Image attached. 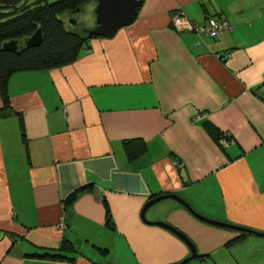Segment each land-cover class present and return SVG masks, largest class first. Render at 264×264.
I'll return each mask as SVG.
<instances>
[{
	"label": "crops",
	"instance_id": "0c3cea01",
	"mask_svg": "<svg viewBox=\"0 0 264 264\" xmlns=\"http://www.w3.org/2000/svg\"><path fill=\"white\" fill-rule=\"evenodd\" d=\"M96 3L83 6L84 31ZM176 11L230 28L200 37L172 25ZM9 94L24 135L16 115L0 116V264L180 262L189 247L141 218L166 193L264 232V0H142L132 23L91 38L73 63L14 73ZM209 127L230 137L224 146ZM131 139L146 144L134 158ZM145 218L192 241L185 264H264V237L171 198ZM45 252L73 260L32 256Z\"/></svg>",
	"mask_w": 264,
	"mask_h": 264
},
{
	"label": "trees",
	"instance_id": "16d2710c",
	"mask_svg": "<svg viewBox=\"0 0 264 264\" xmlns=\"http://www.w3.org/2000/svg\"><path fill=\"white\" fill-rule=\"evenodd\" d=\"M91 1L98 0H0V116L16 115L22 135H24L22 116L11 106L9 94L11 76L20 71H44L73 63L80 52L88 48V41L100 35L89 36L84 30L78 32L69 29L66 24L67 15L78 12ZM208 17L210 16L205 20ZM37 29L41 30L40 44L26 46L24 40ZM11 40L17 41L18 48L3 49V44ZM209 129L221 147L230 139L224 132L218 133L210 127ZM125 147L129 158H134L145 151L146 144L141 140L131 139L126 142ZM82 191L83 189H79L72 192L67 202ZM104 204L108 215L106 201ZM59 249L76 251L75 244L69 240H63ZM32 256L73 260L72 257L59 253H34Z\"/></svg>",
	"mask_w": 264,
	"mask_h": 264
},
{
	"label": "water",
	"instance_id": "95a60500",
	"mask_svg": "<svg viewBox=\"0 0 264 264\" xmlns=\"http://www.w3.org/2000/svg\"><path fill=\"white\" fill-rule=\"evenodd\" d=\"M142 3V0H98L94 9L95 13V25L91 28L85 30V32L89 35H100L103 37H111L114 33L121 27L129 25L132 23L137 15V8ZM71 22L75 23V20H71ZM41 42V30L37 29L31 36L24 40V44L26 46H38ZM18 48V43L16 40H11L5 42L3 44V49L6 50H16ZM171 198L184 207H186L193 215L197 218L207 222L209 224L229 228L232 230L239 231L241 233L251 234L255 236L264 237V232H258L250 228H246L243 226L229 224L227 222H222L218 220H214L211 218H207L205 216L200 215L195 212L192 207L184 201L177 194H161L157 195L151 199H149L143 206L141 210V218L145 223L153 224L160 226L164 229H167L178 236L188 247L190 250L189 256L177 262L175 264H185L192 258L197 255L196 248L193 245L192 241L181 231L177 230L172 225L163 222V221H147L145 218L146 211L155 203L166 199Z\"/></svg>",
	"mask_w": 264,
	"mask_h": 264
},
{
	"label": "built area",
	"instance_id": "2783aa9c",
	"mask_svg": "<svg viewBox=\"0 0 264 264\" xmlns=\"http://www.w3.org/2000/svg\"><path fill=\"white\" fill-rule=\"evenodd\" d=\"M172 25L177 29H188L193 30L197 33L200 37L202 36H210L214 37L223 32L229 30L230 25L225 19L224 16H210L208 17L205 22L201 25L196 24L193 21H190L185 16L181 15L179 11H176L172 17ZM223 143L225 141L221 140Z\"/></svg>",
	"mask_w": 264,
	"mask_h": 264
},
{
	"label": "rangeland",
	"instance_id": "374dc122",
	"mask_svg": "<svg viewBox=\"0 0 264 264\" xmlns=\"http://www.w3.org/2000/svg\"><path fill=\"white\" fill-rule=\"evenodd\" d=\"M87 7H83L81 10H79L76 13L68 14L67 18V27L73 31H82L84 30L82 26H84L87 23L88 13H87ZM71 20H75V23L71 22Z\"/></svg>",
	"mask_w": 264,
	"mask_h": 264
}]
</instances>
